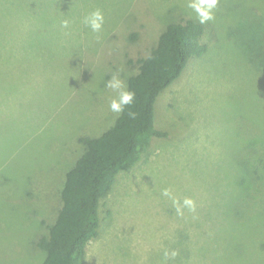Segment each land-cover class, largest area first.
<instances>
[{"label": "rangeland", "instance_id": "374dc122", "mask_svg": "<svg viewBox=\"0 0 264 264\" xmlns=\"http://www.w3.org/2000/svg\"><path fill=\"white\" fill-rule=\"evenodd\" d=\"M188 4L0 0V264L43 263L33 239L54 220L78 138L121 115L106 82L118 74L128 87L168 24L200 23ZM97 8L99 39L82 23ZM213 11L207 52L157 98L167 136L101 201L84 264H164L165 249L179 251L167 264H264V0H219ZM164 188L193 198L196 212L178 216Z\"/></svg>", "mask_w": 264, "mask_h": 264}, {"label": "trees", "instance_id": "16d2710c", "mask_svg": "<svg viewBox=\"0 0 264 264\" xmlns=\"http://www.w3.org/2000/svg\"><path fill=\"white\" fill-rule=\"evenodd\" d=\"M203 34L204 26L193 19L168 24L148 55L136 61L138 72L128 79L129 90L136 93L134 103L101 136L78 138L82 153L52 196L54 222L46 224V234L33 239L34 247L45 252L42 264L85 263L88 244L99 236L101 201L118 175L142 159L153 138L167 136L155 127L157 98L181 76L190 59L207 52Z\"/></svg>", "mask_w": 264, "mask_h": 264}, {"label": "clouds", "instance_id": "9594fccd", "mask_svg": "<svg viewBox=\"0 0 264 264\" xmlns=\"http://www.w3.org/2000/svg\"><path fill=\"white\" fill-rule=\"evenodd\" d=\"M219 0H189L188 7L193 9L199 22L205 24L208 21L214 19V9L218 6ZM82 23L87 26L93 33L97 34V39L100 38L99 34L102 33L105 24V14L102 9H95L88 13ZM70 21L65 19L62 21L63 28H69ZM106 88L111 89L116 93V96L110 101V110L113 113L120 114L124 112L125 108L132 105L136 98V93L129 90L127 84L118 74H114L107 82ZM130 115H134L130 113ZM163 197L171 199L178 216H184L185 210L195 213L197 204L191 197H185L183 200L177 198L170 188H164L161 192ZM179 255V251L176 249H165L163 252L164 264L167 261L175 259Z\"/></svg>", "mask_w": 264, "mask_h": 264}]
</instances>
